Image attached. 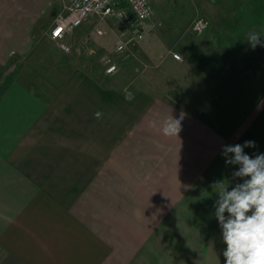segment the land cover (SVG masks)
Returning a JSON list of instances; mask_svg holds the SVG:
<instances>
[{
    "label": "crops",
    "instance_id": "crops-1",
    "mask_svg": "<svg viewBox=\"0 0 264 264\" xmlns=\"http://www.w3.org/2000/svg\"><path fill=\"white\" fill-rule=\"evenodd\" d=\"M46 1L0 0V264H225L212 185L242 182L224 145L264 153V47L247 42L264 0L231 42L185 21L183 60L150 50L164 79L146 90L51 75L30 35Z\"/></svg>",
    "mask_w": 264,
    "mask_h": 264
},
{
    "label": "rangeland",
    "instance_id": "rangeland-1",
    "mask_svg": "<svg viewBox=\"0 0 264 264\" xmlns=\"http://www.w3.org/2000/svg\"><path fill=\"white\" fill-rule=\"evenodd\" d=\"M248 1L251 0H150L155 13L146 24L143 39L132 40L130 30L113 18L94 17L68 35L71 51L65 53L50 39L49 31L67 0H47L35 23L30 26V35L34 38V51L41 52V60L51 68L50 74L52 72L53 75H58L54 67H78L90 71L99 79L126 85L128 90H146L150 81L162 85L164 79L161 66H158L159 71L156 70L157 66L154 59H151L153 56L150 57V50L157 52L158 65L165 53L171 55L179 51L177 45L181 40L180 29L185 21L190 20V25L198 16L209 20V28H213L217 23L215 28L225 35L226 41L231 42L234 37L227 36L228 32L236 33L241 27V24L237 23H243L245 17L251 16V10L245 5ZM257 17H260V14ZM98 28L103 30V34L97 33ZM156 33L160 35V41L155 45L150 42V36ZM120 42H125L126 45L125 50L119 52L116 51V46ZM244 43H237V59L240 63L235 73L243 70L241 62L246 58ZM49 50H53L55 57L47 55ZM111 62L116 63L118 67L115 72L108 73L107 68Z\"/></svg>",
    "mask_w": 264,
    "mask_h": 264
},
{
    "label": "clouds",
    "instance_id": "clouds-1",
    "mask_svg": "<svg viewBox=\"0 0 264 264\" xmlns=\"http://www.w3.org/2000/svg\"><path fill=\"white\" fill-rule=\"evenodd\" d=\"M261 36L264 34L256 31L248 33L247 42L253 49L264 47ZM177 58L182 59L179 55ZM95 115L99 117L100 113ZM168 127L178 135L180 121L172 118ZM249 147H255V142L224 145L221 151L226 164L239 166L232 175L242 182L231 190L227 180V184L221 180L212 185L218 194L215 217L227 246L223 252L225 264H264V153L250 156L244 151Z\"/></svg>",
    "mask_w": 264,
    "mask_h": 264
},
{
    "label": "built area",
    "instance_id": "built-area-1",
    "mask_svg": "<svg viewBox=\"0 0 264 264\" xmlns=\"http://www.w3.org/2000/svg\"><path fill=\"white\" fill-rule=\"evenodd\" d=\"M154 13L150 0H67L54 20L49 37L60 51L69 53L71 45L67 40L68 35L90 17H95L113 18L130 30L132 40H141L146 33V24L153 18ZM209 26L210 22L204 16H198L192 23L193 30L198 33L204 32ZM97 33L103 34V30L98 28ZM125 45V42L118 43L116 51H124ZM178 55L182 57L179 52H173L174 58L178 59ZM178 60L182 61L183 57ZM117 67L116 63L111 62L107 72H115Z\"/></svg>",
    "mask_w": 264,
    "mask_h": 264
}]
</instances>
